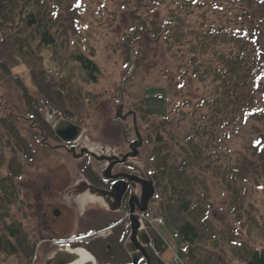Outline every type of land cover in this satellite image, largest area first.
<instances>
[{"label": "trees", "instance_id": "trees-1", "mask_svg": "<svg viewBox=\"0 0 264 264\" xmlns=\"http://www.w3.org/2000/svg\"><path fill=\"white\" fill-rule=\"evenodd\" d=\"M105 1L113 4V10L108 13L105 2L95 5L92 0L77 1L81 20L75 19L73 23L75 35L83 45L78 49L74 35L69 34L70 38L58 28L62 14L57 13V1L0 0V71L10 76L11 68L19 59L29 69L38 91L36 95L16 81L20 82L21 102L37 123H45L42 101L48 102L65 118H76L81 123L76 109L80 101L91 103L88 93L73 85L78 83L74 77L65 76L70 74V65H75L88 84L97 82L100 70L96 55L100 41L107 38L105 20L110 28L117 24L118 18L123 22L126 27L123 37L131 48L143 35L152 37L153 42L166 44L167 52L173 50L176 56L180 55L175 65L180 83L185 81L189 71L197 83H201L205 95L197 102L189 100L174 107L172 115L165 118L151 116L136 106L141 118L153 121L156 131L152 172L158 182L161 199L158 204L164 221L175 228L181 244L186 247L184 256L188 264L216 262L211 249L201 244L209 240L217 247L219 240L217 235L210 236L207 228L210 206L202 197L207 193L203 188L208 177L228 193L227 210L234 218L235 232L243 234L244 239L239 241L227 240L235 256H240L238 259L245 264H264V233L250 232L256 237L254 242H261L260 247L246 240L253 224L246 221L252 217L250 208L244 206L247 180L226 158L225 146L230 132L244 125L251 115L260 114L263 108L259 92L264 78V51L258 35L260 23H256L251 14L239 15L240 20L237 14L232 15L234 20L226 16L224 22L212 18L215 13L225 15L227 0L222 3H217L219 0ZM232 2L238 6L239 3L251 4L260 11L264 9V0ZM200 11L202 15H195ZM105 16L109 18L104 19ZM126 30L131 34L127 35ZM47 53L51 64L48 67L44 57ZM125 54L128 64L130 51L127 47ZM133 62L136 69L139 66L137 55ZM132 79L135 77L130 74L126 82ZM172 127L177 130L176 143L173 157L168 160L161 148L171 142H164L159 134H169L166 130H173ZM33 154V146L18 129L13 116L4 115L0 110V264H30L34 254L36 241L14 213L15 208L20 207L19 185L24 163L31 161ZM21 205H25L23 201ZM200 207L203 216L197 218L195 209ZM257 223L264 226V217ZM254 230H257L256 225ZM152 236V244L161 254L166 246L158 236Z\"/></svg>", "mask_w": 264, "mask_h": 264}, {"label": "rangeland", "instance_id": "rangeland-1", "mask_svg": "<svg viewBox=\"0 0 264 264\" xmlns=\"http://www.w3.org/2000/svg\"><path fill=\"white\" fill-rule=\"evenodd\" d=\"M55 1L59 4L57 13L59 15L62 14L61 20L59 18L60 22L58 23L59 26L57 25L58 28H62L66 35H74L73 39L76 41L77 48H83L82 41L75 35L76 32L73 23L75 19L81 20L80 13L73 10L74 6L77 5V0ZM92 2L95 3V5L105 2L107 4V13L113 10V4L111 2L107 3L105 0H92ZM217 3H222V0L217 1ZM254 8L256 7L251 6V4L239 3L238 6L234 4L232 0H227L225 4V15L223 16L222 13H215L212 14V18L224 22L226 16H228V20H234L232 15L237 14L236 17L240 20L238 18L239 15L244 14L245 17L251 14L253 18L255 17V22L260 23V17L264 16V10L260 11ZM196 14L202 15V11L196 12L195 15ZM108 18L109 17L105 16L104 19ZM247 19L250 18L247 17ZM107 22L108 21L105 20L104 25L107 38L100 41L98 53L96 55V65L100 70L97 82L88 84L84 75L79 72L78 67L75 65H70V74L65 76H71L78 80V83L74 82L73 85L84 89L88 93V98L91 100V103L88 104H82L80 101L76 110L81 116L80 121L82 125L86 128V131H88L86 138L93 147H95L97 143L110 144L108 141H116L118 136L125 131L124 125L117 121L114 122L112 117L115 111L113 106L115 102L120 99L119 96L121 91L126 97V107L130 106L133 111L135 110L139 129H141V131L146 130L151 133V135L153 133L151 139H153L156 133L152 125L153 121H145L141 118V114L136 110V106L138 108L142 107L148 114L157 117L165 116L166 114H172L171 109H173L174 105L183 104L189 100L197 102L202 95H205L203 86L201 83H197V79H195L189 71L188 76L185 78V82L180 83L178 74L173 72V67L175 68V65H177L180 55L176 56L173 50L167 52V45H163L161 42H153L152 37L148 38L147 36H142L138 42L140 44L136 45L133 49L132 54L133 56L137 55L139 66L131 71V62L130 64L125 62L127 60L125 47L129 46L126 44V40H124L123 37L125 34L123 31L126 27H123V22L119 18L117 24L115 23L111 28ZM259 27V44L264 49V25L262 26V24H260ZM59 30L61 31V29ZM130 50L132 51V49ZM182 54L185 55L183 52ZM48 56V53L44 54L47 67L51 66ZM11 70L10 76L0 71V103L2 105L5 104L0 110L4 115L12 114V116L17 118L18 115L23 114L22 112L24 111V106L21 102L22 91L20 89V82L33 94L36 95L38 91H36L35 82L32 80L29 69L22 64L20 59ZM130 74H132L135 79H132L129 83L125 81L122 83V80ZM124 89H126V93ZM261 91L264 96V84ZM74 120H76V118H74ZM180 123L181 125L186 124V122ZM17 124L21 133L30 140L32 138L30 129L34 128V124L30 121H26V118L23 120L19 119ZM166 131L169 134L161 132L159 135L164 142H171V144H167L166 147L163 145L161 150L163 151V155L168 156V160H171L175 151L173 147L176 143L175 132L177 130L174 128L173 130L169 129ZM256 139L262 140L261 148L260 145L254 146ZM225 146L227 147L226 158L240 169L242 177L247 180L246 187L248 190L244 198V206L246 209L250 208L252 217H248L246 221L249 222L250 220L249 223L253 224L252 227H249V233L247 232L249 236H246V240L252 241V244L257 243L260 247L262 246L261 242H254L253 239L256 237L250 232H253V234L264 233V226H260L257 223L260 218L264 217V190L256 187L261 184L264 185V115L255 117L250 116L244 125H239L238 128L232 130L230 132V139L225 140ZM34 150V162L24 164L23 178L19 185L20 207L15 208L14 211V213H16V218L22 221L24 230L36 241L37 247L35 253L31 257L30 264L41 263L42 254L50 247L47 242L52 241L50 236L53 237L52 233L42 234L41 230H39L41 227L40 215L44 211V209H42V201L50 199V196L57 197L58 192H62L66 187L65 184L58 187L56 183H53L54 178H56L54 174L56 173L57 167L63 166L62 163L64 159L62 160V158H59L60 154H51L50 150L45 148L40 149L35 144ZM70 169L73 170V167H70ZM69 174L71 175L70 177L74 176L72 175L73 171H70ZM206 180L209 181H206L203 191L207 193H205L202 198L204 202H207L209 204L208 206H210L208 210L210 212V224L207 225V228L210 231V236L214 234L217 235L216 238L219 239L217 247H214L209 240L201 243L206 249H211V254H213L214 259L218 261V263H216L217 261L215 262L213 260V262H209V264H245L238 259L240 256H235V250L227 243V240L239 241L244 239V237H242L243 234H237L235 232L236 225L234 218L227 210L228 193L220 184L214 183L208 177ZM160 200L161 199H159V202ZM22 201L25 205H21ZM150 204L151 207L156 206L155 201H151ZM82 207L83 209L86 207V213L81 217V227L83 228L81 231L84 234L89 233L91 230L97 231L100 227L104 228L102 226H105L109 220L115 218V216H111L109 213L107 214L102 210L90 206V203ZM156 209H158V206ZM156 209L155 212H158ZM160 213L159 211V214ZM195 213L197 218L203 216L202 207L196 208ZM254 225L257 226V230H254ZM152 230L154 231L155 229L152 228ZM156 232L164 239L168 246V249H165V253L161 255L162 259L167 261L173 260V257L177 255L183 260L184 249L182 247L184 245L181 244L175 228L163 223V225L156 226ZM61 235L59 231L56 237H60L61 240L67 239L64 235ZM86 235L87 234L82 237H86ZM105 235L106 233H103L100 237L98 235H91L88 240L95 241L100 238L99 244H96V249L99 251V263L111 264L114 262V259H108L109 256L107 252H111V254L114 255L112 253L114 249H110L109 251L106 249V245H109V242L104 240ZM45 240L48 241L45 242ZM35 255L36 259L34 260L33 257ZM10 261L13 262L12 259Z\"/></svg>", "mask_w": 264, "mask_h": 264}, {"label": "water", "instance_id": "water-1", "mask_svg": "<svg viewBox=\"0 0 264 264\" xmlns=\"http://www.w3.org/2000/svg\"><path fill=\"white\" fill-rule=\"evenodd\" d=\"M123 99L120 104L116 107V118L125 120L128 114H133L131 111H128L125 116H121L122 113ZM45 121L49 123L52 127L53 132L57 137L63 142H73L78 138L86 137V131L82 130L80 127L74 125L71 122L63 120L60 115L53 111L45 103ZM133 119L135 115L133 114ZM100 153H104L103 148L100 147ZM104 159L109 160L110 157L101 156ZM109 169H107V173ZM109 174V173H108ZM136 183H139L138 180L134 179ZM142 199L137 200L135 197L129 200V213H130V229L131 233L128 236L129 238L124 244L127 254L132 260V264H167L161 260L156 252L155 248L151 245L150 237L147 235L145 227L142 225L140 216L136 213H143L148 208V202L153 197V184L150 182L148 184H142ZM121 184L112 187L110 191H102L96 189L89 185L86 180L80 175L73 181L71 187H69L62 194V199L66 201L69 206L73 207L78 212L83 209V205L87 202H91L95 205H98L104 209L116 210L117 207H113L116 204H119L122 192ZM111 198L114 200V205L111 202ZM85 199L84 203L81 204L79 201ZM137 204V207L134 206ZM81 207V209H76ZM44 264H96V260L92 257L90 253L82 248L70 249L62 245H54L47 249L44 257Z\"/></svg>", "mask_w": 264, "mask_h": 264}, {"label": "flooded vegetation", "instance_id": "flooded-vegetation-1", "mask_svg": "<svg viewBox=\"0 0 264 264\" xmlns=\"http://www.w3.org/2000/svg\"><path fill=\"white\" fill-rule=\"evenodd\" d=\"M124 130L125 131L118 136L116 141L114 142L108 140L106 141H108L110 144L115 146L116 148L115 152H117L119 155L124 154L125 156H127V154L133 152L132 151L133 145L137 144V142H140L137 138L139 137L142 138L144 135H142L141 129H139L138 126L134 128L131 122H129L128 125L126 126L124 125ZM50 140L52 143H54L55 146H57L55 151L61 154L62 157H64L63 166L57 167L56 173L54 174L56 178H54L53 183H56V186L58 187H61V185L64 184L66 187H68V185L71 183V180H73L72 179L73 176L70 177L71 175L69 174L70 171H72L70 167H73V169L76 170L79 168L83 169V167H85L86 165L85 162H87L88 166H90V169H88V174L91 178L90 183L104 190L110 188L113 182L127 181L126 177L128 175H132L133 173H138L139 176H141V178H144L146 176L145 172H143L140 168L128 162L125 164H119L117 166H113L108 173L110 177H114L115 179L108 182H104L101 178L102 176L101 172L104 165L106 166V162L103 161L99 162L97 160L92 162L91 160L85 157L84 160H82V162L77 164V160L74 158V156H72V154H69L67 152L65 147L62 148L59 147L60 143L57 139L51 137ZM49 142L48 144H50ZM50 145L52 146L53 144ZM68 147H72V146L68 145ZM137 151H138L139 161L141 165H144V168H146V172H147L149 169V161H148L149 152L147 150L145 142H143V145L141 147H138ZM89 161L93 163V169L91 168V164H89ZM66 173L68 176L66 175ZM130 191H131V186L129 185V188L124 193V197L121 200V204H119L120 205L118 210L119 216L113 214L114 216L118 217L117 219H119L121 217L120 215L126 212L127 210V201L129 199ZM59 193L60 192H58V195ZM49 198L50 199H46L42 201L43 203L42 209H44V211L40 215L41 227L39 230H41V233L42 234L52 233L53 237L55 238L50 236V238H52L51 240H56V238H59L56 237L58 236L59 231L61 232L62 235H64V237L70 234L71 235L79 234V230L82 228L81 227L82 219H79L78 217L75 216L74 209L72 207H69L67 204L62 203L59 200L58 196L57 197L50 196ZM76 226L79 228H77ZM124 228L125 227L121 228V231L125 232ZM47 241L45 240V242ZM114 243H117V241L114 240ZM93 253L97 258L98 253L96 251H94ZM109 258L115 259V257L111 255L109 256Z\"/></svg>", "mask_w": 264, "mask_h": 264}]
</instances>
